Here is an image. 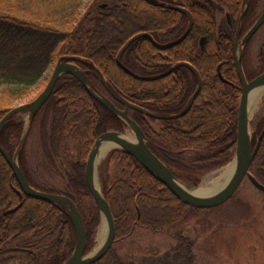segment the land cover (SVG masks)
Instances as JSON below:
<instances>
[{
	"label": "trees",
	"instance_id": "1",
	"mask_svg": "<svg viewBox=\"0 0 264 264\" xmlns=\"http://www.w3.org/2000/svg\"><path fill=\"white\" fill-rule=\"evenodd\" d=\"M82 1L0 0V87L3 86L0 90V120L10 111L13 101L23 97L25 89L36 83L55 58L65 56H74L76 60L71 62L80 69L94 68L104 76L107 85L117 95L139 107L161 114L178 112L195 88V78L189 70L181 69L174 77L145 82L132 78L118 68L115 58L124 44L136 34L146 32L155 38H165L170 33L171 37H178L180 28L177 25L169 28L170 32L166 34L160 33L165 30L164 24L167 21L172 22L171 26L179 22L182 24L186 22L183 17L174 11H163L148 2L167 3L168 0H103L104 7L89 9L85 16L80 17ZM178 1L176 5L186 6L194 20H203L205 24L212 22L209 8L198 9L197 0ZM211 48L213 44L207 43L205 51L199 54L196 42H183L169 50V55L175 60L196 59L197 57L192 58L193 52L200 58L194 65L202 74V89L198 99L181 120L163 122L165 126L155 132L149 124L152 119L133 110H129L128 114L140 127L149 149L176 178L192 186L198 185L204 173L227 165L232 160L236 147V95L233 89L216 78L215 67L220 59L206 58L214 53ZM163 54L166 52L156 51L142 38L123 52L120 62L135 75L155 76L166 70L167 59ZM90 76L88 81L94 90L112 101L106 92L104 94L98 88L101 83L96 75ZM62 111L66 117L73 116L76 125L74 130L83 124L95 137L107 131L123 130L124 124L119 118L85 92L75 77L67 75L58 80L51 97L33 114L30 124L33 125L42 112L43 134L51 120L50 124H54L51 126L54 129L49 138L60 145L61 129L56 124L60 117L65 118L60 114ZM45 119L48 121L45 122ZM12 120L13 118L4 125L0 133V145L10 155L16 151L24 131L20 123ZM65 131L69 132V129ZM89 131L86 132L87 135ZM44 137H48L47 134ZM61 138L63 139V135ZM256 139L257 137H253L252 146H255ZM86 141L83 144L78 141L82 145H78L75 164L72 163L71 172L64 175L66 192L41 191L63 194L74 202L86 231L85 253L92 247V238L100 218L84 181L83 158L88 146ZM24 144L25 141L17 162L30 186L39 191L40 185L30 179L24 165ZM55 149L57 152L58 148H54L52 152ZM257 150L250 173L258 181L264 175V138ZM108 155L110 161L115 157L120 173L111 181L108 180V175L102 179L103 196L109 204L115 225L114 244L129 237L135 227L156 232L160 229L171 230L187 221L193 213H213L226 205L208 210L184 205L149 176L132 156L121 151H112ZM17 187L11 170L0 155V214L19 204L14 192ZM84 198L89 199L85 206L86 212L80 207ZM73 231L64 207L23 197L22 206L16 212L5 217L0 215V264H64L74 247ZM177 239L175 250L158 260H141L139 263L194 264L192 242L182 236ZM95 264L127 263L111 248Z\"/></svg>",
	"mask_w": 264,
	"mask_h": 264
},
{
	"label": "rangeland",
	"instance_id": "2",
	"mask_svg": "<svg viewBox=\"0 0 264 264\" xmlns=\"http://www.w3.org/2000/svg\"><path fill=\"white\" fill-rule=\"evenodd\" d=\"M81 3L80 17L85 16L89 9L92 10L94 7H102L105 5L103 0H83ZM261 34H264V30ZM258 35L260 36V34ZM57 61L58 58H55L40 78H38L36 83L25 89V93L21 99L15 102L13 101L10 110L31 103L43 91ZM243 63L245 70L249 74L247 75L250 78L252 75L250 67L252 61L244 58ZM98 88L105 94V89L102 84L98 85ZM2 89L3 86L0 87V90ZM261 100L258 103V107L255 108L256 110L250 116V134H252L256 122L264 116ZM60 114L65 116V118L60 117V121H57L58 124H56L61 129L59 142L62 143L60 145L54 142L52 138H49L50 133L54 129L51 127L54 125L53 123L52 125L50 124L51 120L46 125V130L43 134L41 130L42 112L35 119L33 125L30 124V115L25 113V111L14 116L12 120L17 124L20 123L23 127L24 131H22V136H25L23 148L24 165L26 166L30 179L40 185L41 190L38 191L37 189L38 192L42 190H54L58 193L59 191L60 193H65L66 179L64 175L71 172L70 166L75 162L78 145H82L87 140V152L85 158H83V172H85L90 147H92L95 139L101 135L93 136L92 131H89L87 126L83 124H80L79 129L74 130L76 125L73 122V116L68 115L66 117L63 111ZM47 121L45 119V122ZM150 125L157 130L161 128L158 122L150 123ZM122 127L123 132L121 133L125 137L130 138V140H133L134 136L129 128L126 125ZM66 129H69V132H66ZM85 129L89 131L88 135ZM70 131H75L76 133H71ZM46 134L48 137L45 138L44 135ZM62 135L63 139L61 138ZM64 135H66V138ZM79 140L82 144H78ZM54 148H58L57 152L56 149L52 152ZM79 149L80 151L82 150L81 146ZM112 151L107 152L105 156L97 159L95 166V180L102 194V188H104L103 176L108 175V180L111 181L115 176H119L120 174L118 173L119 163L115 161V157L110 161L108 154ZM232 163L233 158L223 168L204 173L200 177L197 186L187 184L180 179L178 180L187 190H195L200 187L208 189L212 187L213 183L221 180L222 173ZM258 181L264 185V175H262L261 180L258 178ZM83 200V205L80 203V207L85 209L86 212L85 206L88 205L87 202L89 199L84 198ZM190 216L187 221L175 226L171 230L160 229V231L156 232L144 227H135L129 237L116 242L111 248L125 263L141 264L139 263L141 260H158V258H161L168 252L175 250L178 242L177 238L178 236H182L190 240L193 244L194 264H264V193L256 191L247 179H244L240 183L236 193L219 211L206 214L193 213ZM100 221L99 218L98 228L95 230L96 232L92 238V247L87 253L96 250L95 247L98 244L99 234L102 231Z\"/></svg>",
	"mask_w": 264,
	"mask_h": 264
},
{
	"label": "water",
	"instance_id": "3",
	"mask_svg": "<svg viewBox=\"0 0 264 264\" xmlns=\"http://www.w3.org/2000/svg\"><path fill=\"white\" fill-rule=\"evenodd\" d=\"M148 1V0H144ZM150 2V1H148ZM188 15L189 17V26H191L192 19L190 15L185 11H181ZM264 23V12L261 14L253 28L250 30L249 35L255 33L258 28ZM181 39L184 38V36ZM248 35V36H249ZM139 38H146L152 41L151 37L146 33H140L133 36L121 50L118 52L115 58V64L120 68L122 71L127 73L134 79L140 81H154L161 79L168 74H170L175 68L183 64H176L174 65L171 70L163 75L154 77V78H144L137 76L131 72H129L126 68L122 66L120 63V57L123 51L131 44L133 41L135 42L136 39ZM178 39V42H174L167 46H159L155 42H151L157 49L165 50L169 46H174L181 41ZM71 60H76L74 56H65L58 59L56 65L53 68V72L51 77L44 87L43 91L36 97L34 100L26 105L18 106L10 111H8L4 117L0 120V133L4 125L10 121L14 116L18 115L25 111V113L30 115L32 118L33 114L38 112L42 106L47 102L54 91V87L57 84L58 80L65 75L75 77V79L81 84L84 88L85 92H87L91 97H93L96 101H98L103 107H105L108 111L118 117L124 125H126L131 133L133 134V140L125 139V136L116 131H108L101 135H99L92 147H90V152L88 154V159L85 165V183L87 188L92 196V200H94L97 209L99 211L100 216V226L102 230L105 231V237L101 245L91 253H85L86 250V231L84 228V223L82 221V216L70 198L64 195H56V194H48L44 192H38L34 188L30 186L27 182L20 166L18 164V154L21 150V147L25 141V136L21 137V140L16 148V151L10 155L7 151L1 147L0 145V155L3 157L4 161L6 162L7 166L11 170V173L16 180L18 186V194L20 197L24 196L27 198L44 201L49 204H53L55 206H61L66 209L67 216L72 223L73 229L75 232V243L71 255L69 258L64 262V264H95L97 261L102 260L106 254L111 249L114 239H115V226L114 220L112 217V213L109 207L108 202L104 198L103 194L98 191L94 186L95 181V166L97 163V157L100 150V147L104 143H110L115 145L116 148L112 150H119L123 153H126L132 156L135 161L142 166V168L146 171V173L159 182L162 186H164L179 202L184 205L190 206L195 209L200 210H208L219 207L226 203L237 191L240 183L247 179L248 182L256 189V191L264 193V186L256 181V179L249 173L250 165L252 164V160L254 159L257 149L259 148L262 136L264 135V129L262 130L261 135L258 137L257 143L255 147L252 149L251 146V139L249 136V122H248V109H247V98L249 97L250 93L253 89L262 88V92H264V73L254 79L250 83H246L245 79L243 78V72L241 67L240 58L235 57V64L236 69L239 74L240 81L243 85V93L241 96L239 109H238V118L237 120V138H236V148H235V155L233 158V162L235 161V171L233 172L232 176L229 178L228 182L223 186L221 190L217 193L207 196V197H197L190 194L184 186H180L178 184L179 180L172 174L171 170L164 165V163L149 149L147 146V141L144 137L143 132L141 131L140 127L129 118L127 115V109H131L137 111L138 113L143 114L146 117L152 119L160 120H171V119H178L183 117L189 110L192 101L197 97L200 88H201V80L198 73L192 69L197 76L198 84L196 90L194 91L193 95L190 97L189 102H187L184 109L172 116L162 117L158 115L151 114L149 111L140 108L136 105L131 103H127L123 98L116 95V93L107 85V82L103 75L99 74L97 71L94 75L97 76L99 82L103 85L106 92L112 96L116 101L122 103L125 107L124 111H120L116 109L112 104H110L104 97H102L97 91L90 86V83L86 80L84 71L80 70L77 66L71 63ZM189 66V65H188ZM222 79V76H219ZM223 80V79H222ZM111 151V150H110ZM109 152V151H108ZM180 183V182H179ZM181 184V183H180ZM19 205L14 209L8 210L2 216L9 215L15 212L18 209Z\"/></svg>",
	"mask_w": 264,
	"mask_h": 264
},
{
	"label": "flooded vegetation",
	"instance_id": "4",
	"mask_svg": "<svg viewBox=\"0 0 264 264\" xmlns=\"http://www.w3.org/2000/svg\"><path fill=\"white\" fill-rule=\"evenodd\" d=\"M183 1L186 2L187 0H183ZM166 2L167 3L157 2V1L151 2L150 1V3L154 7L161 8L163 11L169 10V11H174V12L178 13L180 15V17H183L184 21H186V22H184L182 24L179 22V23H176L172 26H171V23H172L171 21H167V23L164 24L165 30L161 31L160 34H166L167 32H170L169 28L177 25L180 28V30L178 31L180 33L178 37L177 36L171 37L170 33H169V34H166L168 36H166L165 38H162L160 36L155 38V36H153L152 34L143 32V33L148 34L151 37L152 41H150L146 38H143V39H145L147 42H149L156 49V51L166 52V54H163V56L165 57V59H167L166 60L167 61L166 66L167 67H166V70L161 74H157L155 76H140V77L154 78V77L168 73L171 70V68L176 64H183V65H180L177 68H175L170 74H168L167 76H165L163 78H166L169 76L174 77L176 72L178 70H181V69L189 70V73L193 74V76L195 78V86H194L195 88H194V90H192L193 92L191 93V95L188 98V100H190V97L193 95L194 91L196 90L197 84H198L197 76L195 75L194 71L192 70V69H194L198 73V75L200 76L201 88H200V91H199L197 97L192 101V103L190 105V108H191L192 104L198 99L200 92H201V89H202V85H203L202 74L199 72V70L194 65L196 63V61L200 58H198V56L196 55V52H193L192 58L197 57L196 59H189L190 61L189 60H175L174 58H172L169 55V50L175 48L176 46L183 44V42H196L197 43V53L201 54L205 51L207 43L208 44L212 43L213 48H211V50L214 51V53L211 55H207L208 57H206V58L216 57V58L220 59L218 61V63L216 64V67H215V75H216V78L222 84H225L226 86L233 89L234 94L236 95L235 101H236V106H237V116H236V119H237L238 118L239 104H240L241 96L243 93V85L240 81L239 74H238V71L236 69L235 57L240 58V61H241V67L240 68H242V72H243V76H244L243 78L245 79L247 84L252 82L254 79H256L257 77H259L260 75H262L264 73V34H261V32L264 30V23L258 28V30L255 33H253L252 35H249V32L253 28V25H255V23L257 22V20L261 16V14H263V12H264V0H209V1L208 0H197L196 4L198 6L197 7L198 9H200V10L206 9V7H207L211 11L212 22L211 23L208 22L207 24H205L203 20H194L192 13L190 12V10L186 6L176 5L177 3H179L178 0H168ZM182 10L185 11L186 13H188L190 15V18L192 19V23H191V26L189 28H188L189 17L187 14L181 12ZM185 33H187V34L184 36L183 39H181V37H183V35ZM258 34H260V36ZM139 39H142V38H139ZM178 39H181V41H179L178 44H176L174 46H169L165 50H159L151 43V42H155L159 46H167V45H170L176 41L178 42ZM136 40H138V39H136ZM160 42H166V43L161 44ZM178 51H181V50H178ZM182 52H185V51L182 50ZM244 58H247L248 60L252 61L253 65L251 64V66H250L251 67V73H252V75L250 76L251 79L248 77L249 74L247 73V71L244 68L245 67V65L243 63ZM200 61L201 60H199V62ZM75 66H76V64H75ZM81 70L84 71V73L86 72L85 77L87 79H89V77H91L90 75H93V73L95 72L94 68L93 69H85L84 68ZM220 75L222 76L223 80L219 78ZM163 78H161V79H163ZM158 80L145 81V82H155ZM118 96H120V95H118ZM120 97L123 98L122 96H120ZM261 98H262V100L261 99L260 100L262 102V108H263L264 107V92L262 93ZM123 99L125 101H127V99H125V98H123ZM247 99H249V97ZM188 100L184 101L185 104L183 105L182 108L180 107L181 109L178 112L161 114V113H155V112L147 110V109H145V110L149 111L151 114L158 115V116L160 115L162 117L172 116V115H176V114L180 113L184 109V107L186 106L187 102H189ZM110 102L118 110L124 111L125 107L119 101L112 99V101H110ZM127 103H131V102L127 101ZM131 104H133V103H131ZM133 105H135V104H133ZM247 105H248V100H247ZM140 108H142V107H140ZM190 108H189V110H190ZM129 110L130 109H127V114H129ZM189 110H188V112H189ZM263 113H264V108H263ZM147 118H149V117H147ZM181 118L171 119V120H160V121L158 119H152V118H149V119L153 120L150 123L158 122L161 125L160 129H162L165 126L162 124L163 122H173V121L181 120ZM250 122H251V119H250ZM236 123H237V120H236ZM260 125L262 127L258 130V127ZM150 126H151V129L155 132L160 130V129H158V130L154 129L152 125H150ZM253 129L254 130H253L252 135H251V141H252L253 137L258 138L261 135L262 130L264 129V116L258 122H256ZM263 138H264V135L262 136L261 141L263 140ZM39 189H41V188L39 187ZM17 191H18V187L16 189H14V192L17 195L18 200H19V204H17V206L19 205V207H18V209H19L22 206V199L24 196L20 197ZM44 193H47V192H44ZM48 194H53V193H48ZM56 195H63V194H56ZM17 206H15V207H17ZM15 207H13L11 209H14ZM11 209H8V210H11ZM8 210H5L2 214L7 212ZM13 213H11V214H13ZM5 216H7V215H5ZM5 216H1V217H5Z\"/></svg>",
	"mask_w": 264,
	"mask_h": 264
},
{
	"label": "bare ground",
	"instance_id": "5",
	"mask_svg": "<svg viewBox=\"0 0 264 264\" xmlns=\"http://www.w3.org/2000/svg\"><path fill=\"white\" fill-rule=\"evenodd\" d=\"M261 96H262V88L253 89L252 92L250 93L249 99H248V115H249V117L256 110L255 108L258 107V103L260 102ZM250 131H249V133H250ZM125 139L127 140L129 138L125 137ZM113 148H116L115 145H113V144H110V143L102 144V146L100 147L97 159L105 156V154L108 151L112 150ZM234 171H235V161L225 169L224 173H222V175L220 177L221 180L219 179L221 182L216 181L215 183H213L211 188L205 189V188L200 187V188H197L195 190L194 189L187 190L186 188L185 189L190 194L197 196V197L211 196L223 188V186L226 184L225 182H228L229 178L232 176ZM178 184L180 186H183L179 182H178ZM94 186L98 191H100L96 180L94 181ZM104 237H105V231L102 230L99 234V238L97 241L98 244L95 247L96 249L101 245V243L104 240Z\"/></svg>",
	"mask_w": 264,
	"mask_h": 264
}]
</instances>
